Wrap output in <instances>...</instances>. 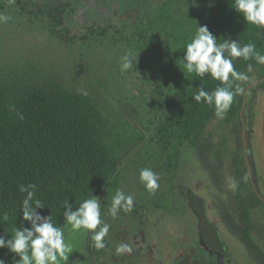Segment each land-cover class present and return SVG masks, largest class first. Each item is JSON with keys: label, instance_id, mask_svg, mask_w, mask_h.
Segmentation results:
<instances>
[{"label": "rangeland", "instance_id": "1", "mask_svg": "<svg viewBox=\"0 0 264 264\" xmlns=\"http://www.w3.org/2000/svg\"><path fill=\"white\" fill-rule=\"evenodd\" d=\"M216 2L224 0H0V13L9 17L0 24L1 80L17 89L57 84L86 92L121 148L132 144L135 128H145L146 137L124 161L117 185V191L133 196V210H121L113 219L112 200L102 207L110 229L98 264H252L218 216V206L235 190L230 172L234 154L242 156L239 123L213 119L204 133L210 152L203 159L182 132L184 125L175 122V84L167 83L177 50L169 26ZM129 51L133 67L121 72V57ZM258 72L249 70L250 80ZM123 106L134 112L135 127ZM245 118L249 163L264 198V82L249 93ZM220 154L224 165L217 182L213 172ZM144 168L160 177L154 195L139 179ZM259 215L264 217L263 209ZM63 228L72 252L62 264H91L88 231ZM257 240L264 249V239ZM122 243L132 252L117 254Z\"/></svg>", "mask_w": 264, "mask_h": 264}, {"label": "trees", "instance_id": "2", "mask_svg": "<svg viewBox=\"0 0 264 264\" xmlns=\"http://www.w3.org/2000/svg\"><path fill=\"white\" fill-rule=\"evenodd\" d=\"M232 3L234 0L204 5L188 18L195 17L168 28L177 46L175 55L170 57L173 74L171 78L167 76V83L173 81L175 84L172 83L177 97L173 117L177 124L184 125L182 132L187 133L191 147L203 159L210 152V143L204 133L213 119L230 124L236 120L241 142L239 113L242 98L245 88L255 80H250L248 65L259 71L257 78L264 76V65L254 59L233 58L235 70L246 74L248 79L237 81L230 77V90L235 95L222 118L216 115L214 105L192 99L201 87L211 93L217 87L226 86L210 74L200 77L184 68L186 44L191 42L198 27L207 26L217 38V44L224 40L238 41L241 46L255 43L256 49L264 54V30L248 24L242 14L230 6ZM122 110L135 127L134 112L126 106ZM135 129L137 135L132 144L121 148L118 142H112L110 127L91 98L57 84L17 89L0 79V235L10 239L14 230L30 227L29 222L22 219V202L27 193L19 190L21 185H36L33 200H40L44 206L37 211L41 216L50 215L57 227L66 225L63 216L65 201L77 210L83 200L95 196L101 202L102 211L117 191L124 161L146 137L144 127V132ZM223 159L221 154L216 158L213 174L217 182V176L223 170ZM231 167V180L237 183V187L230 190L227 201L218 206V216L229 234L242 244L251 263L264 264V249L257 240L264 239V217L259 215V210H264V203L252 190L243 154H234ZM251 172L257 189L252 165ZM87 249L91 264H98L101 251L94 247L90 235ZM0 259L6 264H18L19 257L3 248L0 249Z\"/></svg>", "mask_w": 264, "mask_h": 264}, {"label": "clouds", "instance_id": "3", "mask_svg": "<svg viewBox=\"0 0 264 264\" xmlns=\"http://www.w3.org/2000/svg\"><path fill=\"white\" fill-rule=\"evenodd\" d=\"M8 3L14 4L15 0H8ZM234 8L242 14L248 24L264 30V0H234ZM8 22L9 17L0 13V24ZM216 41L217 38L207 26L198 27L191 42L186 44L183 61L188 73H195L200 77L210 74L212 78L226 85L217 87L211 93L201 87L192 97L198 103L205 102L214 105L216 115L222 118L230 109L235 95L230 90V77L237 81L248 79L246 74L235 70L232 59L243 58L246 61L254 59L258 64L264 65V54L256 49L255 43L241 46L238 41L234 40H224L221 44H217ZM133 59L130 51L121 57V72L132 69ZM248 68L251 70L252 65L249 64ZM83 94L87 95L86 92ZM139 179L146 190L154 195L159 187V175L150 168H144L140 170ZM244 179L246 180L247 177ZM231 187L233 189L237 187L235 181L231 183ZM19 190L27 193L22 202L21 211L23 221L29 222L30 227L14 230V235L10 239H5V236L0 235V249L7 248L9 252L18 256V264H62L68 261V254L72 252V249L65 240L64 228L54 226L50 215L41 216L37 211L44 206L40 200H33L36 185H21ZM133 206V196L118 190L112 198L108 212L115 219L121 210L130 213ZM64 209H66L63 212L64 220L73 232L87 230L97 250L106 248L105 237L109 233L110 224L101 218L99 198L92 196L90 199L83 200L77 210H73L69 202L65 201ZM132 250L130 244L123 243L116 248L117 254L131 253ZM0 264H6V261L0 259Z\"/></svg>", "mask_w": 264, "mask_h": 264}, {"label": "water", "instance_id": "4", "mask_svg": "<svg viewBox=\"0 0 264 264\" xmlns=\"http://www.w3.org/2000/svg\"><path fill=\"white\" fill-rule=\"evenodd\" d=\"M264 82V76L255 79L252 81L244 90L243 98H242V105L240 108V113H239V118H240V124H241V144H242V154L243 158L245 161L246 169H247V174L249 176L251 185H252V190L255 193V195L264 203V198L258 193L255 184L253 183L252 180V172H251V165L249 163V155H248V143H247V135H246V123H245V110L246 106L248 103V95L251 92V90L256 87L258 84ZM198 220L201 223L202 229L209 232L210 228L207 226L206 222L204 221L202 215L199 213L198 214Z\"/></svg>", "mask_w": 264, "mask_h": 264}]
</instances>
